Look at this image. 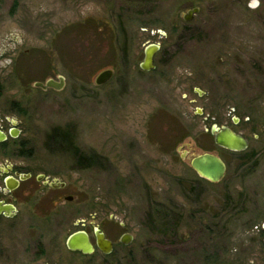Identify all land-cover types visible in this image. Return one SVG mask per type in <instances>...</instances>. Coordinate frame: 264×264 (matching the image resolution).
<instances>
[{
    "label": "rangeland",
    "instance_id": "rangeland-1",
    "mask_svg": "<svg viewBox=\"0 0 264 264\" xmlns=\"http://www.w3.org/2000/svg\"><path fill=\"white\" fill-rule=\"evenodd\" d=\"M0 83V130L20 131L0 143V186L8 164L66 185L48 197V264H264V0H0ZM213 125L248 148L217 147ZM54 128L99 159L48 147ZM203 152L225 163L219 183L191 169ZM93 228L111 254L67 250Z\"/></svg>",
    "mask_w": 264,
    "mask_h": 264
},
{
    "label": "flooded vegetation",
    "instance_id": "flooded-vegetation-1",
    "mask_svg": "<svg viewBox=\"0 0 264 264\" xmlns=\"http://www.w3.org/2000/svg\"><path fill=\"white\" fill-rule=\"evenodd\" d=\"M2 171L6 177L0 186V206L10 210L0 213V264H48V197L66 185L33 167L8 164ZM10 178L15 181H7ZM89 238L94 246V236L93 240L90 235ZM95 251L98 250L95 248Z\"/></svg>",
    "mask_w": 264,
    "mask_h": 264
},
{
    "label": "water",
    "instance_id": "water-1",
    "mask_svg": "<svg viewBox=\"0 0 264 264\" xmlns=\"http://www.w3.org/2000/svg\"><path fill=\"white\" fill-rule=\"evenodd\" d=\"M166 1V0H160ZM198 12V8H192L182 15V19L185 22H189L193 15ZM160 47L158 44L150 43L145 46L142 62L139 67L142 71L148 72L155 68L154 65V56L159 51ZM113 77L112 69H105L100 71L94 78V84L98 87L108 83ZM64 78L59 76L57 81L54 79H48L45 83L36 82L35 87L42 90L52 89L55 91H60L64 87ZM236 123V121H234ZM13 127L9 131V135L12 138H17L20 131L15 128L16 123L13 122ZM210 133L213 136L214 144L224 150L230 152H243L248 148V140L234 132L228 127H217L213 125L210 129ZM8 140V134L0 130V143H4ZM191 169L199 176V178L210 182V183H219L225 176L226 165L220 159L216 153L203 152L197 155H193L188 159ZM7 181H15L10 178ZM67 201H71L72 197H66ZM3 210H10L9 207L0 206V213ZM264 230V225L262 226ZM94 236V246L90 241L89 234L84 230H77L71 233L65 242L66 248L71 252H80L85 255L92 254L96 248L103 255H109L112 252L113 244L107 239L104 233L98 229L93 228ZM132 240V237L129 233H124L120 236L119 242L123 245H128Z\"/></svg>",
    "mask_w": 264,
    "mask_h": 264
},
{
    "label": "trees",
    "instance_id": "trees-1",
    "mask_svg": "<svg viewBox=\"0 0 264 264\" xmlns=\"http://www.w3.org/2000/svg\"><path fill=\"white\" fill-rule=\"evenodd\" d=\"M1 87L2 84L0 83V89ZM72 144L73 137L67 128H54L48 138V147H50L51 149L63 152L67 148H72V153L76 158L77 164L82 168L92 166L93 163L96 162L95 160L99 159L97 155H92L91 157L83 155L78 151V149L73 148Z\"/></svg>",
    "mask_w": 264,
    "mask_h": 264
}]
</instances>
